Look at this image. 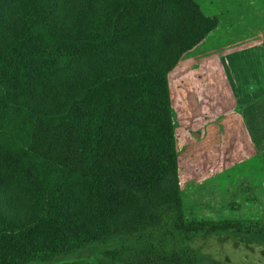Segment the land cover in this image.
Wrapping results in <instances>:
<instances>
[{
	"label": "trees",
	"instance_id": "trees-1",
	"mask_svg": "<svg viewBox=\"0 0 264 264\" xmlns=\"http://www.w3.org/2000/svg\"><path fill=\"white\" fill-rule=\"evenodd\" d=\"M218 19L0 0V264H226L188 244L167 77ZM231 232L264 243V222Z\"/></svg>",
	"mask_w": 264,
	"mask_h": 264
},
{
	"label": "rangeland",
	"instance_id": "rangeland-1",
	"mask_svg": "<svg viewBox=\"0 0 264 264\" xmlns=\"http://www.w3.org/2000/svg\"><path fill=\"white\" fill-rule=\"evenodd\" d=\"M197 1L217 26L167 75L188 244L226 264H264L263 242L231 232L264 222V147L247 135L221 66L232 60L234 82L264 86V0Z\"/></svg>",
	"mask_w": 264,
	"mask_h": 264
},
{
	"label": "crops",
	"instance_id": "crops-1",
	"mask_svg": "<svg viewBox=\"0 0 264 264\" xmlns=\"http://www.w3.org/2000/svg\"><path fill=\"white\" fill-rule=\"evenodd\" d=\"M211 32L212 30L205 35L203 40ZM243 49L231 50L225 54V57L236 56L237 53H239L236 50L243 52ZM229 62L231 63H224L221 66L225 73V77L227 78L228 85L230 84L229 88L231 89L233 96L235 104L234 108L236 107L238 109L246 133L251 141L253 142L257 139L264 147V86H259L258 83L254 86L253 84H250L248 80H239L238 83L236 81L234 82L235 79L232 77V74H230V70L232 71V69L234 70L236 67L239 68V66H235V64L232 63V60H229ZM229 122L230 119H228V123Z\"/></svg>",
	"mask_w": 264,
	"mask_h": 264
}]
</instances>
